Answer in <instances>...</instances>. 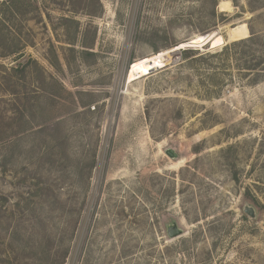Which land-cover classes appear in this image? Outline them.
<instances>
[{
	"label": "rangeland",
	"instance_id": "374dc122",
	"mask_svg": "<svg viewBox=\"0 0 264 264\" xmlns=\"http://www.w3.org/2000/svg\"><path fill=\"white\" fill-rule=\"evenodd\" d=\"M0 264H264V0H0Z\"/></svg>",
	"mask_w": 264,
	"mask_h": 264
},
{
	"label": "bare ground",
	"instance_id": "6f19581e",
	"mask_svg": "<svg viewBox=\"0 0 264 264\" xmlns=\"http://www.w3.org/2000/svg\"><path fill=\"white\" fill-rule=\"evenodd\" d=\"M229 3H230L229 1L228 3L222 1L220 6L222 7V6L228 5ZM206 37H211V47H214L223 42V38L217 34L211 33L207 35H197L193 37L192 39H190L189 41H187V43L183 42V43L177 44L176 46L172 48V51H176L177 49L183 46L184 47L188 45L192 46L194 44L204 42ZM168 52L169 50H163L160 52L158 51L157 53H154L152 55L145 56V57L134 60L129 70L127 71V82H131L134 79L145 75L147 72H149L152 69L163 67L165 65L164 56Z\"/></svg>",
	"mask_w": 264,
	"mask_h": 264
},
{
	"label": "water",
	"instance_id": "95a60500",
	"mask_svg": "<svg viewBox=\"0 0 264 264\" xmlns=\"http://www.w3.org/2000/svg\"><path fill=\"white\" fill-rule=\"evenodd\" d=\"M228 39H230L229 36H228ZM204 41H206L207 43L211 45V37H206ZM185 47H191V46H185ZM167 153L169 156H176V153H174L171 149L167 150ZM242 210L244 213L251 216L252 218H256L257 216L255 207L248 203L244 204V206L242 207ZM182 232H183L182 229L178 227L176 223H172L171 225L167 226V234L170 237L181 234Z\"/></svg>",
	"mask_w": 264,
	"mask_h": 264
},
{
	"label": "trees",
	"instance_id": "16d2710c",
	"mask_svg": "<svg viewBox=\"0 0 264 264\" xmlns=\"http://www.w3.org/2000/svg\"><path fill=\"white\" fill-rule=\"evenodd\" d=\"M253 10V9H252ZM4 17H6V18H4V19H6V20H8V21H10V19L7 17V16H4ZM257 40V38H255L254 37V35H251V36H249V37H247L246 39H239V40H237V41H234V42H232L231 44L232 45H235V44H237V43H245V42H248V41H256ZM175 45H177V44H174V46ZM227 48V45H225L223 48H222V50L223 49H226ZM197 51H199L198 49H194V48H192V47H187V48H184L183 49V52H184V54L186 55V54H188V53H195V52H197ZM12 52H14V50H12ZM261 63L263 62V61H260ZM13 69V68H12ZM5 74H7V73H5ZM4 75V74H3ZM5 76V75H4ZM12 75L11 74H8L6 77L7 78H10ZM4 79H5V81H7V83L8 84H6V87H4V88H1V92H3V91H5V92H8V93H10V94H15L16 93V84L15 83H11V81H10V79H6L5 77H3Z\"/></svg>",
	"mask_w": 264,
	"mask_h": 264
}]
</instances>
